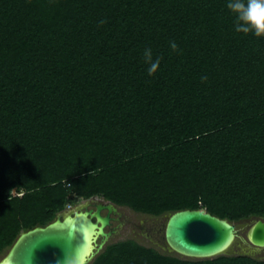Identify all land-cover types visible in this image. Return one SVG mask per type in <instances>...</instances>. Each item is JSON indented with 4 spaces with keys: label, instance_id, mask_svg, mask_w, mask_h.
<instances>
[{
    "label": "trees",
    "instance_id": "16d2710c",
    "mask_svg": "<svg viewBox=\"0 0 264 264\" xmlns=\"http://www.w3.org/2000/svg\"><path fill=\"white\" fill-rule=\"evenodd\" d=\"M93 195L156 217L264 216V36L237 32L226 0H0V254ZM89 264L264 257L127 238Z\"/></svg>",
    "mask_w": 264,
    "mask_h": 264
},
{
    "label": "water",
    "instance_id": "95a60500",
    "mask_svg": "<svg viewBox=\"0 0 264 264\" xmlns=\"http://www.w3.org/2000/svg\"><path fill=\"white\" fill-rule=\"evenodd\" d=\"M106 210V213L103 211ZM112 201H99L58 214L55 219L22 231L0 264H89L117 231L107 230ZM163 247L185 257L208 258L227 253L261 257L264 249V216H256L246 236L240 237V252H232L238 227L228 218L206 208H183L167 214L162 228Z\"/></svg>",
    "mask_w": 264,
    "mask_h": 264
},
{
    "label": "rangeland",
    "instance_id": "374dc122",
    "mask_svg": "<svg viewBox=\"0 0 264 264\" xmlns=\"http://www.w3.org/2000/svg\"><path fill=\"white\" fill-rule=\"evenodd\" d=\"M12 192L14 193L15 191L12 190ZM92 199L110 201L99 195H93L91 197L78 196L75 201V205H73L72 207L67 206L64 210L58 212L57 214L66 212L76 207L84 206L89 200H92ZM117 206L126 215L127 220L124 223V225L121 227L120 231L114 236H112L108 240V242L105 244V246L108 243H112L114 241L124 240L127 238H135L144 244L156 245L158 246L159 249L164 248L163 247L164 240L161 237L160 231L162 230L163 225L166 222L167 214L156 217V216H151V215L136 211L126 205H117ZM255 218L256 216H250L244 219L232 220L233 222L236 223L238 227V235H239L237 237L236 243L234 244L232 248V252H240V247H239L240 237L245 236V234L247 233L249 229V226L251 225L252 221ZM8 250L9 248L5 250L4 252H2V254H0V258H2L7 253ZM259 255L261 257H264V249L260 251Z\"/></svg>",
    "mask_w": 264,
    "mask_h": 264
},
{
    "label": "clouds",
    "instance_id": "9594fccd",
    "mask_svg": "<svg viewBox=\"0 0 264 264\" xmlns=\"http://www.w3.org/2000/svg\"><path fill=\"white\" fill-rule=\"evenodd\" d=\"M226 7L234 15V28L237 32H252L257 37L264 36V0H226ZM170 44L173 49L177 47L175 41ZM143 59L148 65V74H154L160 66L161 57H154L152 48L145 47Z\"/></svg>",
    "mask_w": 264,
    "mask_h": 264
},
{
    "label": "flooded vegetation",
    "instance_id": "af4514ba",
    "mask_svg": "<svg viewBox=\"0 0 264 264\" xmlns=\"http://www.w3.org/2000/svg\"><path fill=\"white\" fill-rule=\"evenodd\" d=\"M99 201H103V200L92 199V200H89L86 203V205H84V206L88 205L89 207H91L93 205V203L99 202ZM103 213H106V210H104ZM112 217H113L112 220H111L112 223H111L110 226L107 227V230H109L111 228H113V229L115 228L117 230L114 233V235H115V234H117L120 231L121 227L124 225V223L126 222L127 219H126V215L119 208H118V212L117 213H112ZM160 232H161V237L163 238L162 230ZM245 236H246V234H245Z\"/></svg>",
    "mask_w": 264,
    "mask_h": 264
},
{
    "label": "built area",
    "instance_id": "2783aa9c",
    "mask_svg": "<svg viewBox=\"0 0 264 264\" xmlns=\"http://www.w3.org/2000/svg\"><path fill=\"white\" fill-rule=\"evenodd\" d=\"M69 207H72L71 205Z\"/></svg>",
    "mask_w": 264,
    "mask_h": 264
}]
</instances>
